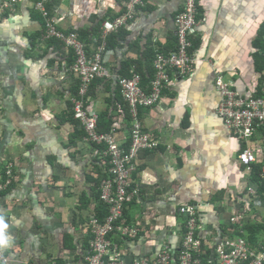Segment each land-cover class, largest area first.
Listing matches in <instances>:
<instances>
[{
  "label": "crops",
  "instance_id": "0c3cea01",
  "mask_svg": "<svg viewBox=\"0 0 264 264\" xmlns=\"http://www.w3.org/2000/svg\"><path fill=\"white\" fill-rule=\"evenodd\" d=\"M127 1L50 0L49 8L63 30L88 32L83 40L92 51L103 21L123 13ZM182 8L183 0H144L128 26L107 34L114 38L107 51L113 71L124 74L128 63L129 74L134 67L142 81L144 73L154 75V54L176 46L175 15ZM199 17L193 73L171 69L162 98L138 112L152 147L134 158L123 221L135 225L139 237L110 236L125 264L155 258L165 247L177 256L185 229L181 205H197L196 237L205 254L238 235L251 248L264 243V189L238 159L246 142L218 115L215 87L220 75L245 96L264 94V0H200ZM42 25L31 3L0 19V172L11 164L14 175L0 197L15 240L4 252L10 258L5 264L62 257L85 264L94 194L111 165L106 145L87 140L72 115L77 82L66 67L73 52L59 40L51 42L61 43L57 50L41 41ZM125 103L114 78L95 80L84 99L85 109L97 114V129L127 148L132 123ZM105 112L112 121L108 131L98 128Z\"/></svg>",
  "mask_w": 264,
  "mask_h": 264
},
{
  "label": "built area",
  "instance_id": "2783aa9c",
  "mask_svg": "<svg viewBox=\"0 0 264 264\" xmlns=\"http://www.w3.org/2000/svg\"><path fill=\"white\" fill-rule=\"evenodd\" d=\"M49 2L50 0H0V18L7 11L9 14L16 15L20 4L31 3L33 9L43 19L39 39L41 41L58 39L73 52L74 60L66 67V70L71 72L77 82L78 95L73 99L75 116L81 120L89 136L94 140L109 139V136L99 135L96 132L97 114L83 109V101L89 96L91 85L95 80L114 78L133 116H136L138 105H148L162 98L164 88L171 82L169 72L171 69L178 70L181 75H191L199 61L193 52V37L200 23V0H183V8L175 15L176 46L174 50L167 53L161 51L156 53L153 60L154 75L148 86L142 84L143 81L134 67L131 68L129 75L113 71L107 63L108 48L105 40L95 45L91 51L86 42L80 38L77 30L65 31L60 28L51 14ZM143 4L144 0H128L123 13L103 21L102 37L128 26ZM215 87L220 95L218 114L236 133L248 136L252 134L256 126H264V94L245 96L239 93L231 82L223 80L220 75L215 80ZM134 131L138 132V130ZM113 148L116 152L113 160L116 165L113 168L115 177L113 180H104L99 186L100 199L109 204V214L103 220L93 216L88 223L87 229L91 239L84 256L85 264H125L119 246L113 244L107 236L118 231L121 232L122 237L128 239H134L139 235L138 228L135 225L124 224L122 218L124 203L131 198V194L127 191L128 173L123 166V161L119 159L120 150L116 146ZM239 161L248 170L251 169L256 161L253 150L244 149L239 154ZM13 177L11 164L4 166L0 172V192L10 186ZM260 177L264 179V160ZM249 189L250 193H256L255 189L251 187ZM180 211L187 217L184 238L176 259L170 249L165 247L155 259L138 258L134 264H204L205 252L201 247V240L196 237L197 205H181ZM214 250L216 264H264V243L257 248H251L242 236L227 238L217 243ZM0 261L7 263L10 258L3 252L0 254ZM25 264L37 263L25 262ZM59 264L74 263L65 261Z\"/></svg>",
  "mask_w": 264,
  "mask_h": 264
},
{
  "label": "bare ground",
  "instance_id": "6f19581e",
  "mask_svg": "<svg viewBox=\"0 0 264 264\" xmlns=\"http://www.w3.org/2000/svg\"><path fill=\"white\" fill-rule=\"evenodd\" d=\"M78 95V93H77ZM122 96H123V99L125 100L124 98V95L122 93ZM77 97V96H76ZM74 97V98H76ZM72 97V112H73V117L76 121L79 122V124L83 127V129L85 130L86 132V139L89 140V141H92V142H95L97 144H105L106 147L105 149L103 150L104 154L107 155L108 157V160H109V163H110V174L107 178H105L104 180H113L114 177H115V174L113 172V168L116 166L113 162L114 160V157H115V154L116 152L114 151V148L113 146H116V148H118L120 150V156H119V159L123 161V166L126 167V170H127V173H128V184H127V191L128 193L131 194V192H129V186H130V171L132 169H134V166H133V161H134V158L137 156V153L141 150V149H144V148H148V147H152V143H151V138H150V135L143 129L142 127V124L141 122L139 121L138 119V112H139V109L141 107H146V106H151V105H154L156 104L158 101L156 102H153L151 104H148V105H138L137 106V114L136 116H133L132 112H131V109H130V106L128 104V102L125 100V102L127 103L128 105V108H129V112H130V115L133 119V122H132V128H131V138H130V144L127 148H125L123 145H119L116 141V139L114 138L113 135H111L110 133L108 132H101L97 129V124H96V132L99 134V135H106V136H109V139H101V140H94L92 139L89 134H88V131L86 130V128L84 127V125L82 124L81 120L79 118H77L75 116V109H74V102H73V99ZM218 106H219V100H218V105H217V113H218ZM83 109H85V104H84V101H83ZM86 110V109H85ZM219 115V114H218ZM223 120V119H222ZM223 122L225 123V125L227 126V128H229L240 140H242L243 142H246V146L244 148H242L239 153H238V159H239V154L241 152L244 151V149L246 148H250L253 150L254 154H255V157H256V161L255 162H263L264 160V150H263V145H256L258 144V140L257 139H260L262 138V141H264V126H259V127H255V129H253V132L251 135H248V136H242L238 133H236L234 131L233 128H231L230 126L227 125V123L223 120ZM136 123H139V125H136ZM138 126V127H136ZM136 128V129H135ZM134 130H138V132H135ZM257 138L256 139V143H255V147L254 148H251L249 147V141H253L254 138ZM255 149H258L259 150V154L257 155L255 153ZM103 180V181H104ZM102 181V182H103ZM101 182V183H102ZM100 195V194H99ZM132 199V194H131V198L129 200H127L125 203L131 201ZM101 200V199H100ZM102 201V200H101ZM103 204H105L108 208V213L107 215L109 214V204L105 203L102 201ZM125 203H124V207H123V214H122V218L124 216V209H125ZM188 205H192V204H188ZM184 214V213H182ZM106 215V216H107ZM185 215V214H184ZM186 215H185V225H186ZM197 219V224H198V215H196ZM124 224H127V223H124ZM127 225H132V224H127Z\"/></svg>",
  "mask_w": 264,
  "mask_h": 264
},
{
  "label": "trees",
  "instance_id": "16d2710c",
  "mask_svg": "<svg viewBox=\"0 0 264 264\" xmlns=\"http://www.w3.org/2000/svg\"><path fill=\"white\" fill-rule=\"evenodd\" d=\"M49 7H50V2H49ZM42 22H43V19H42ZM70 30H74V29H70ZM65 31H69V30H65ZM81 31H79V33H80ZM101 32V31H100ZM88 32H84V30H83V32H81L80 33V37L82 38V39H85V40H88ZM53 40H58V39H51L50 41H49V43L51 44V46H53V47H55V49L57 50V49H59L60 48V45H61V43H56V44H52L51 42L53 41ZM102 40H105L106 41V45H107V48H109L110 46H112V41L114 40V38L113 37H110V36H106V37H101L99 40H98V42H97V44H99V43H101L102 42ZM48 43V44H49ZM60 44V45H59ZM63 44V43H62ZM88 44V43H87ZM64 45V44H63ZM157 52H160V51H157ZM156 52V53H157ZM161 52H163V51H161ZM165 53H167V52H165ZM155 55L156 54H154V56H153V59L152 60H154V57H155ZM74 60V55H73V57H72V60L70 61V63L72 62ZM123 66V68H124V75H128L129 74V70H127V68H129V64L128 63H126L125 64V66L124 65H122ZM127 70V71H126ZM147 75H149V77H151L152 75H153V73H151V71H149L148 73H144L143 74V82L145 81L147 84H148V82H149V77H147ZM147 80V81H146ZM145 86H147V85H145ZM78 93V89H77V87L74 89V94H77ZM124 102H125V100H124ZM126 104V103H125ZM126 106H127V104H126ZM142 108V107H141ZM140 108V109H141ZM127 110H128V113L126 112V113H124L126 116V120L127 121H129V122H133V119H132V117H131V115L129 114L130 112H129V109L127 108ZM106 113H108V112H105L104 114H103V116H101V120H99V122H98V128L100 129V130H102V131H108V130H110V124H111V120H107L106 118H105V116L104 115H106ZM130 134H131V129H130ZM101 148V147H100ZM261 167H262V165H260V164H255V165H252V168L251 169H247L249 172H250V176L252 177V179H253V181H255V182H257L258 184H259V186L262 188V189H264V179H262L261 177H260V171H261ZM246 168V167H245ZM103 175L104 176H107V173L106 172H104L103 173ZM100 179V177L98 178V180ZM5 194V191H1L0 192V197H1V195H4ZM94 201L96 202V207H95V214H93L92 215V217L93 216H97L100 220H103L105 217H106V215H107V213H108V208H107V206L105 205V204H103L102 203V201L100 200V195H99V192H97V193H95L94 194ZM89 223V222H88ZM88 226V225H87ZM113 233H118L120 236L122 235L121 234V232L120 231H118V232H113ZM113 233H111V234H113ZM107 238L111 241V238H110V235L109 236H107ZM245 238V237H244ZM246 239V238H245ZM112 242V241H111ZM113 243V242H112ZM113 244H116V243H113ZM117 245V244H116ZM161 252V251H160ZM159 252V253H160ZM158 253V254H159ZM158 254H157V256H158ZM156 256V257H157ZM155 257V258H156ZM155 258H152V259H155ZM216 258V253H215V250H212V249H210V250H207V253L206 254H204V256H203V263L204 264H206V263H209L210 262V264H216V261L214 260ZM55 259L56 258H53V259H51V260H48L45 264H51V263H53V262H55V264H59V263H62V262H65L66 260H62V259H56L57 261H55ZM175 259H176V256H175ZM211 260L213 261V262H211ZM72 262V261H71ZM73 263L74 264H78L77 263V261H73Z\"/></svg>",
  "mask_w": 264,
  "mask_h": 264
},
{
  "label": "clouds",
  "instance_id": "9594fccd",
  "mask_svg": "<svg viewBox=\"0 0 264 264\" xmlns=\"http://www.w3.org/2000/svg\"><path fill=\"white\" fill-rule=\"evenodd\" d=\"M2 18H0V19H2ZM4 191H6V190H4ZM11 226L12 225L9 222V219L7 218V216L5 214H3V213H0V254H2L3 252H5V251H7L9 249H12L15 246V240H14V238H13L11 232H10ZM137 237H139V235ZM231 238H233V237H231ZM126 239H128V238H126ZM0 264H5V262L0 261Z\"/></svg>",
  "mask_w": 264,
  "mask_h": 264
},
{
  "label": "rangeland",
  "instance_id": "374dc122",
  "mask_svg": "<svg viewBox=\"0 0 264 264\" xmlns=\"http://www.w3.org/2000/svg\"><path fill=\"white\" fill-rule=\"evenodd\" d=\"M249 147H251V148H254V147H255V145H254V146H252V145H250V144H249ZM255 153L258 155V154H259V150H258V149H255ZM62 260L69 261V260H71V259H70V258H68V257H67V258H63V257H62ZM55 261H57V260L55 259ZM32 263H33V262H32Z\"/></svg>",
  "mask_w": 264,
  "mask_h": 264
}]
</instances>
